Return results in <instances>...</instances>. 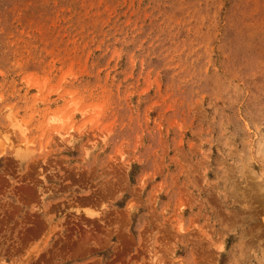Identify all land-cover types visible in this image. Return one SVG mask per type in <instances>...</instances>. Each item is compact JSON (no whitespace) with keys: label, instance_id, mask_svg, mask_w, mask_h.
<instances>
[{"label":"rangeland","instance_id":"rangeland-1","mask_svg":"<svg viewBox=\"0 0 264 264\" xmlns=\"http://www.w3.org/2000/svg\"><path fill=\"white\" fill-rule=\"evenodd\" d=\"M0 264H264V0H0Z\"/></svg>","mask_w":264,"mask_h":264}]
</instances>
